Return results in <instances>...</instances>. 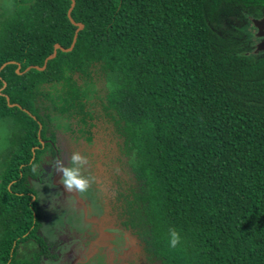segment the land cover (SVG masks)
Returning a JSON list of instances; mask_svg holds the SVG:
<instances>
[{
    "label": "trees",
    "instance_id": "1",
    "mask_svg": "<svg viewBox=\"0 0 264 264\" xmlns=\"http://www.w3.org/2000/svg\"><path fill=\"white\" fill-rule=\"evenodd\" d=\"M74 2L78 34L72 0L0 20V264L55 258L35 183L76 154L142 264H264V51L243 33L264 0Z\"/></svg>",
    "mask_w": 264,
    "mask_h": 264
},
{
    "label": "rangeland",
    "instance_id": "2",
    "mask_svg": "<svg viewBox=\"0 0 264 264\" xmlns=\"http://www.w3.org/2000/svg\"><path fill=\"white\" fill-rule=\"evenodd\" d=\"M243 33L256 51L260 38L255 27L248 25ZM80 157L79 163L66 159V166L62 170L60 166L56 175L52 171L44 183H35L41 232L55 255L42 264H142L144 257L137 241L115 228L106 214V197L96 167L84 154ZM64 169L78 172L77 178L88 182L86 191L69 190L63 183ZM36 248L29 243L19 252L27 254Z\"/></svg>",
    "mask_w": 264,
    "mask_h": 264
},
{
    "label": "water",
    "instance_id": "3",
    "mask_svg": "<svg viewBox=\"0 0 264 264\" xmlns=\"http://www.w3.org/2000/svg\"><path fill=\"white\" fill-rule=\"evenodd\" d=\"M72 1H73V3H72V7H71V9H70V11H69V18H70V20L72 21V23H73L74 25H77V26H78V30H77V34H78V32H79L80 30L83 29V25L74 22V20H73L72 17H71V11H72V9H73V7H74V5H75L74 0H72ZM253 26H254L255 29L257 30V37H258V38H263V39H264V17H263V18H260V19H254V20H253ZM76 39H77V35L75 36L74 42H73L72 46H71L69 49H65V48H63V47L60 46V45H56V46H55L54 53L46 59V62H45L44 67L40 68V67H35V66H34V67H30L29 69L36 68V69H38V70H44V69L46 68V66H47L48 61L51 60V59H54V58L57 56V52H58V50H61V51H64V52H70V51H72V49H73L74 46H75ZM257 51H258V52H263V51H264V41H262V42H260V43L258 44V46H257ZM4 66H5V65H4ZM4 66H3V67H4ZM17 73H18V74H21V72H20V66H19V69L17 70ZM7 100L9 101V98H7ZM9 105H10L11 107L18 106V105H14V104H9ZM39 139H40V133H39ZM42 144L44 145L45 143L42 142ZM58 163H59V169H58V172H59V170H60V159H59Z\"/></svg>",
    "mask_w": 264,
    "mask_h": 264
},
{
    "label": "clouds",
    "instance_id": "4",
    "mask_svg": "<svg viewBox=\"0 0 264 264\" xmlns=\"http://www.w3.org/2000/svg\"><path fill=\"white\" fill-rule=\"evenodd\" d=\"M80 160L81 157L78 154L73 156L74 163ZM63 171L65 173V180L63 181V183L67 186L69 190L76 188L80 192L86 191L88 187V182L84 179L77 178L78 172L69 169H64ZM170 234H171L170 246L172 248H176L181 242L180 235L175 230H171Z\"/></svg>",
    "mask_w": 264,
    "mask_h": 264
},
{
    "label": "flooded vegetation",
    "instance_id": "5",
    "mask_svg": "<svg viewBox=\"0 0 264 264\" xmlns=\"http://www.w3.org/2000/svg\"><path fill=\"white\" fill-rule=\"evenodd\" d=\"M8 6H9V0H0V20H4L5 15L8 13ZM262 41H264V39L260 38V42ZM2 90L3 88L0 89V95H4L2 93ZM8 149H9V145H8V140L6 137L5 129L3 125H0V169H1L3 158L6 152L8 151ZM58 169H59V163H58Z\"/></svg>",
    "mask_w": 264,
    "mask_h": 264
}]
</instances>
